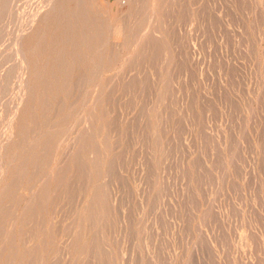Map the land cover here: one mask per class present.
Returning <instances> with one entry per match:
<instances>
[{
	"label": "rangeland",
	"instance_id": "obj_1",
	"mask_svg": "<svg viewBox=\"0 0 264 264\" xmlns=\"http://www.w3.org/2000/svg\"><path fill=\"white\" fill-rule=\"evenodd\" d=\"M46 1L0 0L3 7L8 4V7H5L7 10L9 8L8 11L6 10V16H3L6 13L2 10L4 8H0L2 11L0 15L4 17L3 20L0 19L2 20L0 25L5 21L4 25H1L5 28L0 27V31L4 32L0 33L3 35L0 39L3 40L2 43L5 42V45L1 43V40L0 45H4L5 51L9 52L7 55L4 51V54L1 51V49L4 50V46H0V54L3 58L5 56L13 58L16 55L13 60H5L0 56V69H2L0 83L4 85L3 88L0 85L2 92L7 87L3 77L8 72H5L4 67L12 66L13 69L10 67L7 70H12V74L11 71L8 74L17 75V79L16 75L11 79L7 75V79L9 78L15 84L5 79L8 81V88L4 89L3 93L0 91V94L4 96L0 95V102H2V105L0 103V112H2V115L0 113V119L2 118L0 133L2 135L5 133L3 136L5 138L0 134L2 140H0V146L3 144L0 147V162L2 161L0 164V174L2 173L0 176L2 177L0 179V191L2 190L0 232L4 231L0 233V249H2L0 264H21V262L22 264H264V0H138L139 4L133 3L135 0H87V10L90 11L87 14L93 18L89 24L90 27L94 25V21H97L95 20L97 17L98 22L109 23L110 30L103 27V29L100 28L101 33L97 28L87 30V35L84 34L85 40L90 44L88 47L92 52L85 51L84 55L87 57L82 55L80 59L70 58L66 62L60 60L58 65L60 70L66 63V67H72L67 77L58 75V68L51 65L52 60L56 59L54 57L59 54L50 52L52 46L50 39H55L60 30L54 28L44 31L47 29L45 21L50 8V3ZM2 2H5V5ZM144 3L147 8H143ZM31 5L33 7H30ZM30 8H33V12ZM92 8L99 10L101 15ZM151 9H154L153 12ZM36 10L40 11L37 13L38 16L35 15ZM146 12L148 16L145 15ZM29 13L33 23L27 19ZM146 16L148 18H145ZM32 17H35V21ZM150 17H154L153 21ZM125 21L128 25L125 24L123 29L122 23ZM25 22L31 23L29 24L31 27ZM116 25L121 26L123 31L128 28L123 32L125 36L122 34L118 41L111 34L112 28ZM136 25L140 26L141 30L137 28L140 31L134 28ZM141 25L149 29L145 31ZM27 28H30L29 31ZM134 29L139 34L137 32V35L132 34ZM18 30L23 34L17 32ZM128 30H132V33H128ZM143 31L144 33H141ZM148 31L159 38L156 37V40L149 32L152 35L151 38ZM126 33L130 37H126ZM141 34L147 42L146 40L143 42ZM35 36L36 39L38 37L37 56L39 58L36 60L33 57L36 65L32 60L24 61L23 54L21 55L20 52H18L20 55L14 52L18 49L24 50L29 40ZM91 36L93 38H90ZM132 37L139 38L140 43L134 42L136 40L131 39ZM127 38H130L127 42L131 46L126 43ZM150 38L154 39V45L149 41ZM105 39L108 40L107 44L103 43H106ZM159 39L161 40L159 44L163 43V45H155L160 41ZM123 41L126 43V48ZM141 42L146 49L145 53L141 52L144 50L142 46L139 50L141 53L138 52ZM145 42L147 44L144 45ZM117 44L120 45L117 46ZM99 46L98 49L101 52L96 48ZM120 48L122 50H119ZM8 49L12 50V57ZM125 49L128 53H125ZM109 50H112V54H109L111 53ZM95 51L96 53H93ZM116 51H119L117 54L120 53L121 57L116 54ZM137 53L141 54L142 59H138L140 55L135 58ZM48 54L54 56L49 60L51 63L48 75L52 74L44 77L38 73L37 65L39 67L43 63L46 65L44 59ZM88 55H90L89 58ZM103 55L104 59L101 57ZM18 56L22 58L18 59ZM131 57L135 61L130 59ZM73 60L75 63L72 62ZM5 61L6 65L2 64ZM95 63L99 66L102 63L101 75V69ZM15 64H18L19 69ZM13 65L17 69H14ZM14 71L16 72L13 73ZM80 75L84 77L83 80L86 76L85 82L90 84L86 82L87 86L83 85L84 81ZM21 78L24 80L22 81ZM42 80L43 83L47 80V87L43 85ZM77 80L79 86H77ZM63 81L65 85H62ZM24 82L26 83L23 85ZM17 84L19 86L22 84L21 88L17 87ZM75 84H77L76 89ZM81 85H83L82 88ZM64 86L67 88L65 89ZM44 87L48 90L46 97ZM80 88L82 90L78 92ZM8 89L13 93H6ZM15 92L16 94L20 92L17 95L22 97V103L19 96L14 95ZM5 97L6 100H3ZM94 97L97 98L96 101H93ZM9 99L11 103L7 102ZM83 102H85L84 109H82ZM100 102L102 104L97 106ZM61 103L64 108L60 109ZM69 105L73 108L71 109ZM55 109H57L56 114ZM5 110H8L7 113H4ZM14 113H16L15 118ZM10 119L13 121H9ZM6 120L9 123H6ZM41 120L42 123L45 121L48 123L45 128ZM4 121L5 125L11 126L6 125L5 131L2 127ZM51 123L55 124L56 128ZM49 124L53 128H50ZM83 125L86 129L88 127L89 132H86L85 128L81 130ZM64 128H66L65 133L61 131ZM32 130L34 131L30 133ZM79 130L83 131L80 137L77 135V133L80 135ZM97 131L100 132L99 135ZM90 132L94 135L91 134L93 138L87 134ZM49 133H53V137ZM60 134H62L61 138ZM83 134L87 136L82 138ZM74 136L79 140L75 138L76 144L72 146L75 143ZM47 138L53 141H48ZM70 139L74 142H70ZM85 139H87L86 142H84ZM35 140L39 143L37 144L39 153L35 164L37 168L35 165L33 167L28 160V152L31 150L29 146H33ZM43 141L45 142L42 143ZM79 143L82 149L79 148ZM19 144L23 145L27 151ZM44 144L50 146H44ZM83 146L87 148L86 151ZM42 148L43 150H40ZM47 148L46 156H44ZM95 149L100 153H97ZM1 150L7 155L1 153ZM13 155L18 157L11 162V159L15 157ZM78 156H81V159ZM95 156L98 157L95 158ZM23 157L27 158V163L30 164L29 171L25 175V172L22 174L24 175L22 179L20 171L17 173L15 168L19 170L21 161L25 162ZM93 158L97 159L98 165ZM60 163L63 166L60 167ZM80 164H84L85 169ZM35 168L38 172L36 176L33 174ZM59 168H63L64 171ZM63 172L66 173L65 178L62 177L65 174ZM16 176L20 178V180L16 179L18 182L14 179ZM10 181L13 183L9 184ZM45 181H47L46 184ZM15 182L19 185L16 186ZM60 183H62L61 186ZM84 188H86L85 191ZM94 192H99L100 195L98 193L95 198H90L92 193L94 197ZM36 194L40 196L38 204L32 209L35 210L33 215L31 210L25 211L22 205L26 206L29 196L33 197ZM45 195L49 196L46 198ZM97 198L99 201H95ZM101 198L102 201H100ZM4 203L10 206L7 208ZM102 203L103 206H101ZM92 205L95 209H92L94 208ZM103 210L106 212L104 213ZM90 211L93 214L89 213ZM91 215L93 220L90 218ZM81 218L83 223L79 221ZM24 220L28 222H23ZM90 220L96 222H93L96 227L93 223L90 224ZM26 223L28 225L24 226ZM38 224L39 228H37ZM78 233L79 240V236L76 237ZM74 235L77 242H73ZM7 238H12V241H8ZM9 243L12 245L10 246ZM36 248L39 250L37 251ZM31 256H34L33 262H28L31 261Z\"/></svg>",
	"mask_w": 264,
	"mask_h": 264
},
{
	"label": "bare ground",
	"instance_id": "obj_2",
	"mask_svg": "<svg viewBox=\"0 0 264 264\" xmlns=\"http://www.w3.org/2000/svg\"><path fill=\"white\" fill-rule=\"evenodd\" d=\"M8 1H9V0H8ZM18 1H19V0H18ZM41 1H42V0H41ZM130 1H132V0H130ZM139 1H140V0H139ZM139 1L137 0V2H136V0H135V2H133V3H135V4H136V3L139 4V3H138ZM145 1H146V0H145ZM162 1H163V0H162ZM165 1H166V0H165ZM167 1H168V0H167ZM36 2H38V1H36ZM43 2H44V0H43ZM47 2L50 3V8H49L48 4H46V5L48 6L49 10H48V12H47V14H46V21H45V23H46V28H47V29L44 30V31H49V30H52V29H54V28H56L57 30H60L59 35L56 36L55 39H50V41H51V45H52V46L50 47V52H57L56 55L59 54V56H57V57L55 56V57H54V56H51L50 54L46 55V56H45V59H44V62L46 63V65H43L44 63L41 65V67H39V66L37 65V70H38V73H41L42 76H44V77H45V76L47 77V76L51 75L52 73H50V74L48 75V72H50L49 69H50V63H51L49 60H50L51 58L54 57V58H56V59L52 60V61H53V64L51 63V65H52L53 67H55L56 69L58 68V69H57V70H58V71H57V74H58V75H59V74H62V75H64V76H66V75H69V74H70V69H72V67H71V66H70L71 68H70V67H66V64H67V63H66L65 66H62V67H61V70H60V66H58V65H60V60H62L63 62H66V61H68L70 58H75V57H78V58H79V57H81L82 55H84L85 51H86V52L90 51L91 49H89V47H88V45H90V44L85 40V35H84V34L87 35V30H88V29L91 30V28H97V29H99V31H100V28H102V27H103V28H109V23L107 24L106 22H102V21H101V22H98L99 18L95 17V20H97V21H94V22H93L94 25H92V27H90L89 24L92 22V19H93V18L87 14V13L90 12L89 10H87V7H88V6L86 5V3H88L87 0H50V1L47 0L46 3H47ZM0 3H1V2H0ZM4 3H5V2H2V4H4ZM7 3H8V2H7ZM9 3H10V2H9ZM15 3H16V2H15ZM130 3H131V2H130ZM148 3H149V2H148ZM162 3H163V2H162ZM11 4H12V3H11ZM31 4H32V3H31ZM142 4H143V1H142ZM145 4H146V3H144V6L142 5L143 8H144V7L147 8V7L145 6ZM166 4H167V3H166ZM0 5H1V4H0ZM4 5H5V4H4ZM7 5H8V4H6L5 6L8 7ZM9 5H10V4H9ZM16 5H17V4H16ZM18 5H19V4H18ZM18 5H17V6H18ZM33 5H34V3H33ZM5 6L3 7V6L1 5L0 8L2 9V7H3L4 9H2V10H5V11H6L7 9H6ZM161 6H162V5H161ZM11 7H12V6H11ZM30 7H33V6L31 5ZM36 7H37V5H36ZM99 7H100V6H99ZM164 7H165V5H164ZM22 8H23V7H22ZM37 8H38V7H37ZM45 8H47V7H45ZM130 8H131V10H132V7H130ZM160 8H161V7H160ZM30 9H31V8H30ZM42 9H43V5H42ZM148 9H149V8H148ZM156 9H157V8H156ZM8 10H9V8H8ZM8 10H7V11H8ZM19 10H20V9H19ZM31 10H32L31 12H33V8H32ZM39 10H40V9H39ZM92 10H94V9L92 8ZM151 10H152V9H151ZM153 10H154V9H153ZM153 10H152L151 12H153ZM0 11H1V10H0ZM5 11H3V12H5ZM7 11H6V13H5L4 15H3V13H2V15H3V16H6V15H7ZM14 11H15V10H14ZM17 11H18V10H17ZM24 11H25V10H24ZM28 11H29V10H28ZM28 11H27V12H28ZM36 11H37V12H36ZM36 11H35V15H36L37 13H40V11H39V12H38V10H36ZM94 11H95L97 14L99 13V14L101 15V12H100L99 10H97V11L94 10ZM147 11H148V10H147ZM1 12H2V11H1ZM22 12H23V11H22ZM91 12H92V11H91ZM14 13H15V12H14ZM23 13H24V12H23ZM45 13H46V12H45ZM11 14H12V13H11ZM33 14H34V13H32V15H33ZM97 14H96V16H97ZM146 14H147V12L145 13V15H146ZM20 15H21V14H20ZM35 15H34V16H35ZM151 15H152V14H151ZM151 15H150V16H151ZM3 16L1 17V15H0V17H1L0 19L3 20V18H4ZM12 16H13V15H12ZM30 16H31V15H30V13H29V16H28L29 18H27V19H28V20L30 19V22H32ZM37 16H38V14H37ZM143 16H144V15H143ZM147 16H148V14H147ZM147 16H146L145 18H148ZM14 17H16V16H14ZM21 18H22V17H21ZM128 18H129V17H128ZM150 18H151V19H150ZM150 18H149V19H150L151 21H153L152 19H153L154 17H153V18L150 17ZM156 18H158V17H156ZM14 19H16V18H14ZM18 19H19V18H17V20H18ZM32 19H34V21H35V17H32ZM102 19H103V18H102ZM2 20H0V21L2 22ZM28 20H27V21H28ZM127 20H128V19H127ZM147 20H148V19H147ZM156 20H157V19H156ZM14 21H15V20H14ZM19 21H20V20H19ZM19 21H18V22H19ZM128 21H129V20H128ZM151 21H149V22H151ZM4 22H5V21H4ZM4 22H3V23H4ZM7 22H8V21H7ZM130 22H131V21H130ZM146 22L148 23V21H146ZM156 22H157V21H156ZM3 23H2V24H3ZM20 23H21V22H20ZM25 23H26V22H25ZM32 23H33V22H32ZM152 23H153V22H152ZM154 23H155V22H154ZM2 24H1V25H2ZM23 24H24V23H23ZM26 24H27V23H26ZM29 24L31 25V23H29ZM29 24H27V25H29ZM122 24H123L122 27H123V29H124V25L127 24V23H126V21H125V23H122ZM132 24H134V23H132ZM148 24H149V23H148ZM1 25H0V27H1ZM3 25H4V24H3ZM13 25H15V23H14ZM13 25H12V26H13ZM20 25H21V24H20ZM30 25H29V27H31ZM127 25H128V24H127ZM127 25H126V26H127ZM130 25H131V24H130ZM134 25H135V24H134ZM134 25H133V26H134ZM151 25H152V24H151ZM155 25H156V24H155ZM155 25H154V26H155ZM7 26H8V25H7ZM16 26H17V25H16ZM107 26H108V27H107ZM126 26H125V28H126ZM131 26H132V25H131ZM141 26H142V25H141ZM148 26H149V25H148ZM19 27H20V26H19ZM21 27H22V26H21ZM24 27L26 28L25 25H24ZM27 27H28V26H27ZM89 27H90V28H89ZM122 27L119 26V25H116V26H114V27L112 28V29H113L112 33L110 32L116 41L120 40V37L122 36L123 32H124L126 29H128V28H126V29L123 31V30H122ZM139 27H140V26L137 27V25H136V27H134V28L137 30V28H139ZM142 27H144V25H143ZM145 27H146V28H145ZM145 27H144V29H145V31H146L148 27H147V26H145ZM1 28L4 29L5 27L3 26V27H1ZM25 28H23V29H25ZM103 28H102V29H103ZM156 28H157V27H156ZM3 29H1V30L3 31ZM6 29H7V28H6ZM10 29H11V28H10ZM29 29H30V28H29ZM29 29L27 28L28 31H29ZM132 29H133V28H132ZM135 29H134L133 31L131 30L133 33H132L131 31H129V30H130V29H129V30H128V33L131 32L132 34H136V32H137L140 28H139L136 32H135ZM144 29H143V30H144ZM148 29H149V28H148ZM150 29H152L151 26H150ZM20 30H21V32H23L22 29H20ZM94 30L96 31V29H94ZM109 30H110V28H109ZM140 30H141V29H140ZM140 30H139V31H140ZM153 30L156 32V29H155V28H154ZM12 31H13V30H12ZM92 31H93V30H92ZM151 31H152V30H151ZM157 31H158V28H157ZM14 32H15V31H14ZM17 32H20V31L18 30ZM21 32H20V33H21ZM26 32H27V31H26ZM38 32H39V31H38ZM81 32H83V34H82ZM103 32H104V30H103ZM149 32H150V31H148V34L151 33V32H150V33H149ZM0 33L3 34L4 32H1V31H0ZM20 33H18V35H19ZM24 33H25V32H24ZM39 33H40V32H39ZM80 33H81V35H80ZM100 33H101V31H100ZM100 33H99V37L102 39V36H100ZM108 33H109V32H108ZM110 33H109V34H110ZM131 33H130V34H131ZM141 33H144V31L141 32ZM145 33H147V32H145ZM160 33H161V32H160ZM160 33H159V34H160ZM1 34H0V36H2V38H3V35H1ZM10 34H11V33H10ZM14 34H15V33H14ZM14 34H13V35H14ZM21 34H23V33H21ZM21 34H20V37H22ZM36 34H37V32H36ZM102 34H103V33H102ZM102 34H101V35H102ZM137 34H139V32H137ZM137 34H136V35H137ZM151 34H152V33H151ZM151 34H150L151 38H152V35H153V37H154V35H156V34H152V35H151ZM83 35H84V37H83ZM123 35H124V34H123ZM141 35H142V34H141ZM81 36H82V37H81ZM105 36H106V35H105ZM105 36H104V37H105ZM124 36H125V35H124ZM127 36H128V35H127V33H126V37H127ZM139 36H140V35H139ZM145 36H146V35H145ZM145 36H144V37H145ZM150 36H148V38H149ZM158 36H159V35H158ZM162 36H163V35H162ZM8 37H9V36H8ZM18 37H19V36H18ZM97 37H98V34H97ZM104 37H103V38H104ZM126 37H125V38H126ZM128 37H130V35H129ZM134 37H135V35H134ZM136 37H137V36H136ZM140 37L142 38L143 35L140 36ZM156 37H157V36H156ZM156 37H154V38L156 39ZM86 38H87V37H86ZM90 38H93V37L91 36ZM151 38L149 39V41H151L152 44H153L155 41H154V39L151 40ZM157 38H159V37H157ZM11 39H12V38H11ZM14 39H15V38H14ZM19 39H20V38H19ZM107 39L109 40V38H107ZM107 39H105V40H107ZM129 39H130V38H129ZM129 39L127 38L126 43H128L127 41H129ZM131 39H134V38L132 37ZM138 39H139V38H138ZM138 39H137V38L134 39V40H136V41H134V42H137V41H138V43H140ZM142 39H143V38H142ZM0 40H1V43H2L3 40H2V39H0ZM108 40L106 41V43H105V42H103V43H104V44H107ZM123 40H125V39H123ZM145 40H146V39H143V42H144ZM156 40H157V39H156ZM159 40H160V39H159ZM162 40H163V38H162ZM18 41H19V40H18ZM88 41H89V40H88ZM93 41H95V40H93ZM163 41H165V40H163ZM6 42H7V41H6ZM12 42H13V41H12ZM19 42L21 43V39H20ZM19 42H18V44H19ZM27 42H28V41H27ZM27 42H26V43H27ZM100 42H101V41H100ZM111 42H112V41H111ZM123 42H124V41H123ZM130 42H131V41H130ZM146 42H147V40H146ZM146 42L144 43V45L147 44ZM151 42H150L149 44H151ZM160 42H161V40H160L158 43H155V45H156V44L158 45ZM1 43H0V44H1ZM4 43H5V42H4ZM4 43H2V44H4ZM13 43H14V42H13ZM113 43H114V42H113ZM115 43H116V42H115ZM119 43H120V42H119ZM124 43H125V42H124ZM124 43H123V44H124ZM126 43H125V48L127 47V46H126ZM131 43H132V45H133V42H131ZM98 44H99V43H98ZM120 44H121V43H120ZM120 44H117V46L120 45ZM128 44H129V43H128ZM128 44H127V45H128ZM134 44H135V43H134ZM161 44L163 45V43H161ZM161 44H159V45H161ZM4 45H5V44H4ZM4 45H3V46H4ZM6 45H7V43H6ZM11 45H12V44H11ZM37 45H38V37H37V39H36V36H35V38L32 37V38L29 40V42H28V44H27V46H26V48H25L24 50H20V49H18V50L14 51V52H15V53H16V52H17V53L20 52L21 55L23 54V55H22L23 58H22L21 56H20V57H21L24 61L28 60V61L30 62V61L32 60V62H34L35 65H36V61H35L34 59H36V60L39 59L38 56H37V50H38V48H37L38 46H37ZM99 45H100V44H99ZM114 45H116V44H114ZM129 45L131 46V44H129ZM129 45H128V46H129ZM135 45H137V43H136ZM139 45H140V44H139ZM139 45H138V46H139ZM142 45H143V44H142V42H141L140 49H138V52H140L139 50H141V46H142ZM153 45H154V44H153ZM0 46H2V45H0ZM3 46H2V47H3ZM16 46H18V45L16 44ZM91 46H93V45H91ZM102 46H103V44H102ZM105 46H106V45H104V48H106ZM111 46H113V45L111 44ZM149 46H150V45H149ZM19 47H20V44H19ZM120 47L122 48V46H120ZM134 47H136V46H134ZM159 47H160V46H159ZM6 48H8V46H7ZM14 48H15V47H14ZM96 48L98 49V48H100V46H99V47H96ZM96 48H95V49H96ZM121 48H120L119 50H122ZM138 48H139V47H138ZM143 48H144V46H142V50H143ZM0 49H1V48H0ZM11 49H12V48H11ZM15 49H16V48H15ZM44 49H45V48H44ZM95 49H94V50H95ZM115 49L117 50V47H115ZM133 49H134V48H133ZM147 49H148V48H147ZM13 50H14V49H13ZM19 50H20V51H19ZM104 50H105V49H104ZM125 50H126V49H125ZM1 51H3V53H4V51H5V46H4V50L1 49ZM8 51H10V55H11V54H12V53H11L12 50H9V49H8ZM42 51H43V50H42ZM98 51H100V50L98 49ZM105 51H106V50H105ZM109 51H110V50H109ZM111 51H112V50H111ZM111 51H110V52H111ZM133 51H134V50H133ZM144 51L146 52V49H145V48H144V50L141 51V52L145 53ZM148 51H151V50H148ZM148 51H147V52H148ZM24 52H25V53H24ZM58 52H59V53H58ZM91 52H92V50H91ZM100 52H101V51H100ZM114 52H115V51H114ZM118 52H119V51H116V54H117ZM122 52H123V51H122ZM126 52H127V50L125 51V53H126ZM136 52H137V51H135V53H136ZM141 52H140V53H141ZM152 52H153V51H152ZM0 53H1V52H0ZM3 53H2V55H3ZM5 53L8 55L9 52L7 53V52L5 51ZM5 53H4V54H5ZM93 53H96V51L93 52ZM98 53H99V52H98ZM127 53H128V52H127ZM131 53H132V52H131ZM140 53H139L140 57H138V59L141 58V54H140ZM153 53H154V52H153ZM13 54H14V53H13ZM18 54H19V53H18ZM20 54H19V55H20ZM103 54H105L104 51H103ZM109 54H112V52L109 53ZM114 54H115V53H114ZM146 54H147V53H146ZM91 55H92V54H91ZM99 55H100V53H99ZM117 55H120V53L117 54ZM123 55H124V54H123ZM128 55L131 56V54H128ZM137 55H138V53L135 55V58H136ZM139 55H138V56H139ZM142 55H144V54H142ZM0 56H1V54H0ZM14 56L16 57V55H14ZM14 56H13V58H14ZM84 56H86V55H84ZM92 56H93V55H92ZM109 56H111V55H109ZM109 56H108V57H109ZM129 56H128V57H129ZM1 57H2V59L5 58V60H6V59H8V60L11 59V60H13V58H9V57H7V56H5L4 58H3V56H1ZM6 57H7V58H6ZM10 57H12V55H11ZM18 57H19V56H18ZM20 57H19L18 59H20ZM33 57H34V59H33ZM86 57H87V56H86ZM86 57H85V58H86ZM89 57H90V55H88V58H89ZM101 57L103 58L104 55L101 56ZM101 57H100V59H101ZM116 57H117V56H116ZM120 57H121V55H120ZM142 57H143V56H142ZM113 58H114V57H113ZM124 58H126V57H124ZM133 58H134V56H133ZM135 58H134V59H135ZM15 59H16V58H15ZM79 59H80V58H79ZM103 59H104V58H103ZM108 59L110 60L111 58L109 57ZM121 59H122V58H121ZM130 59H132V57H131ZM130 59H129V60H130ZM134 59H132V60L135 61L136 59H135V60H134ZM141 59H142V58H141ZM8 60H7V61H8ZM91 60H93V59H91ZM114 60H115V58H114ZM123 60H125V59H123ZM126 60H127V58H126ZM129 60H128V62H129ZM132 60H131V62H132ZM110 61H111V60H110ZM14 62L16 63V61H14ZM21 62H23V61H21ZM72 62L75 63L74 60H73ZM99 62H100V61H99ZM102 62H103V61H102ZM125 62H126V61H125ZM138 62H139V61H138ZM5 63H6V61H5L4 63H2V64H5ZM11 63H12V62H11ZM18 63H19V62H18ZM79 63H80V62H79ZM105 63H106V62H105ZM108 63H109V62H108ZM117 63H118V62H117ZM123 63H124V61H123ZM132 63H133V62H132ZM7 64H8V63H7ZM9 64H10V63H9ZM9 64H8V65H9ZM71 64H72V63H71ZM86 64H87V63H86ZM95 64H96V63H95ZM114 64H115V63H114ZM0 65H1V64H0ZM5 65H6V64H5ZM11 65H12V64H11ZM15 65H17V67H18V64H15ZM15 65H13V66H15ZM21 65H23V64L21 63ZM26 65H27V64H26ZM54 65H56V66H54ZM77 65H78V64H77ZM96 65H97V64H96ZM105 65H106V64H105ZM72 66H73V65H72ZM83 66H84V65H83ZM97 66H98V68H100V67L102 66V63H101V66H99V65H97ZM97 66H95V67H97ZM3 67H4V65H3ZM10 67H12V66L9 65V68H8V66H7V67H4V69H6L5 72L10 73V71H11V74H12V70L7 71L8 69H10ZM17 67L15 66L14 69H17ZM22 67H23V66H22ZM22 67H21V68H22ZM104 67H105V66H104ZM0 68H1V66H0ZM24 68H25V67H24ZM24 68H23V69H24ZM33 68H34V67H33ZM78 68H79V65H78L77 69H78ZM85 68H86V67H85ZM105 68H106V67H105ZM105 68H104V70H105ZM11 69H13V67H12ZM18 69H19V67H18ZM74 69H75V68H74ZM90 69H91V68H90ZM92 69H93V68H92ZM100 69H101V68H100ZM1 70H2V69H0V71H1ZM82 70H83V69H82ZM3 71H4V70H3ZM20 71H21V70H20ZM86 71H87V70H86ZM92 71H94V70H92ZM95 71H96V69H95ZM15 72H16V71H14L13 73H15ZM96 72L98 73V71H96ZM8 73H6V75H5L4 72H3V74L5 75V77H3V78H5L6 80H8L9 78L11 79V77H13L14 75H16V74H14V75L10 76ZM20 73H22V71H21ZM86 73H87V72H86ZM93 73H94V72H93ZM97 73H96V74H97ZM101 73H102V69H101L100 75H101ZM17 74H19V72H18ZM71 74H72V73H71ZM1 75H2V74H1ZM7 75H8V77L10 76L8 79H7V77H6ZM20 75H21V74H19V76H20ZM22 75H23V74H22ZM36 75H37V74H36ZM83 75H84V72H83ZM91 75H94V74H91ZM71 76H72V75H71ZM80 76H81V75H80ZM15 77H16V79H17V75H16ZM21 77H22V76H21ZM52 77H53V75H52ZM54 77H58V76H54ZM66 77H67V76H66ZM81 77H82L81 79L83 80L84 77H83V76H81ZM95 77H96V76H95ZM68 78H69V77H68ZM79 78H80V77H79ZM1 79H2V78H1ZM5 79H4L3 81H4V82H7V83H6V85H7L6 88H8V81H10V79H9L8 81H5ZM52 79H53V78H52ZM81 79H79V81H80ZM91 79H92V78H91ZM91 79H88V80L91 81ZM96 79H97V78H96ZM21 80L23 81L24 79L21 78ZM25 80H26V79H25ZM43 80H45V79H43ZM43 80L41 81L42 83H43ZM85 80H86V76H85V79L83 80L84 82H82V83H83V85L86 84V86H87V83H89V82L86 81V82H87V83H86ZM15 81H16V80H15ZM26 81H27V80H26ZM66 81H67V79H66ZM79 81L77 80L78 85L75 84V87H74L75 89H76V85L79 86ZM99 81H100V80H99ZM46 82H47V80L44 81V83H43V85H44L45 87H47V86H46V85H47ZM57 82H58V81H57ZM69 82H70V81H69ZM10 83L13 84L14 82L12 83V80H11ZM17 83H18V82H17ZM20 83H21V82H20ZM20 83H19V84H20ZM25 83H26V82H24L23 85H24ZM99 83H100V82H99ZM4 84H5V83H4ZM14 84H15V83H14ZM19 84H17V87L19 86ZM50 84H51V83H50ZM63 84L65 85L64 81H63L62 85H63ZM89 84H90V83H89ZM112 84H113V83H112ZM0 85H2L1 87L3 88L4 85L1 84V83H0ZM21 85H22V84H21ZM21 85H20V86H21ZM83 85H81L80 87L82 88ZM20 86H19V87H20ZM25 86H26V85H25ZM71 86H72V85H71ZM86 86H85V87H86ZM94 86H96V85H94ZM111 86H112V85H110V87H111ZM1 87H0V91H1ZM13 87H14V86H13ZM13 87H12V88H13ZM45 87H44V91H45V97H46V94H47L46 92H47L48 90H46ZM52 87H53V86H52ZM105 87H106V86H105ZM6 88H4V89H6ZM9 88H10V86H9ZM20 88H21V87H20ZM22 88H23V87H22ZM30 88H31V87H30ZM64 88H65V86H64ZM66 88H67V86H66ZM66 88H65V89H66ZM78 88H79V87H78ZM81 88L79 89L78 92H81V90H82ZM157 88H158V87H157ZM4 89H3V92H5ZM10 89H11V88H10ZM14 89H15V88H14ZM18 89H19V88H18ZM50 89H51V87H50ZM65 89H64V90H65ZM69 89H70V88H69ZM75 89H74V92H75ZM83 89H84V88H83ZM88 89H89V88H88ZM88 89H87V90H88ZM95 89H96V88H95ZM98 89H99V87H98ZM12 90H13V89H12ZM16 90H17V89H16ZM56 90H57V89H56ZM102 90H103V85H102ZM102 90L100 91L101 93L103 92ZM23 91H24V90H23ZM61 91H62V90H61ZM1 92H2V91H1ZM3 92H2V93H3ZM8 92H9V89L6 91V93H8ZM17 92H18V90H17ZM49 92H50V91H49ZM51 92H52V91H51ZM63 92H64V91H63ZM78 92H77V93H78ZM96 92H97V90H96ZM2 93H1L0 95H2V97H4ZM6 93H5V94H6ZM9 93H11V92H9ZM12 93H13V92H12ZM12 93H11V94H12ZM19 93H20V92H19ZM19 93H17V94H19ZM84 93H85V92H84ZM86 93H87V92H86ZM5 94H4V95H5ZM17 94H16V92H15L14 95H16L17 97L19 96V99H21L20 102L22 103V97H20V95H17ZM32 94H33V93H32ZM64 94H65V93H64ZM89 94H90V92H89ZM96 94H97V93H96ZM105 94H106V93H105ZM76 95H77V97L79 96V94H76ZM6 96H7V95H6ZM10 96H11V95H10ZM97 96H98V95H97ZM12 97H15V96H12ZM41 97H42V96H41ZM45 97H44V98H45ZM51 97H52V96H51ZM60 97H61V95H60ZM66 97H67V96H66ZM77 97H76V98H77ZM79 97H80V96H79ZM89 98H90V97H89ZM13 99H14V98H13ZM16 99H17V98H16ZM52 99H53V98H52ZM92 99H93V98H92ZM94 99H95V97H94ZM94 99H93V101H96L97 98H96L95 100H94ZM158 99H159V98H158ZM3 100H6V97H5V99L3 98ZM3 100H2V101H3ZM7 100H8V98H7ZM23 100H24V97H23ZM44 100H45V99H43V101H44ZM87 100H88V99H87ZM87 100H86V101H87ZM16 101H17V100H16ZM39 101H40V100H39ZM60 101H62V99H61ZM60 101H59V102H60ZM105 101H106V99H105ZM7 102H8V103H9V102L11 103V100L9 99V101H7ZM7 102H6V103H7ZM33 102H34V101H33ZM63 102H64V100H63ZM87 102H88V101H87ZM87 102H86V103H87ZM0 103H1V105H2V102H0ZM4 103H5V102H4ZM12 103H13V102H12ZM17 103H18V102H17ZM46 103H47V102H46ZM51 103H52V102H51ZM51 103H50V104H51ZM84 103H85V102H83V106H82L83 108H82V109H84V106H85ZM90 103H91V102H90ZM93 103H94V102H93ZM24 104H25V103H24ZM31 104H32V103H31ZM69 104L72 105V103H69ZM73 104H74V103H73ZM75 104H76V103H75ZM101 104H102V102H100V104H98L97 106H99V105H101ZM5 105H6V104H5ZM18 105H19V104H18ZM71 105H69V106H70V108L72 109V108H73L72 106H75V105H72V106H71ZM77 105H78V104H77ZM93 105H94V104H93ZM6 106H7V105H6ZM15 106H17V105H15ZM19 106H20V105H19ZM19 106H18V107H19ZM31 106H32V105H31ZM42 106H43V104H42ZM57 106H58V105H57ZM60 106H61V107H60V109H61V108L63 107L62 103H61ZM80 106H81V105H80ZM88 106H89V105H88ZM40 107H41V106H40ZM48 107H49V106H48ZM91 107H92V106H91ZM4 108H5V107H4ZM11 108H12V107H11ZM13 108H14V107H13ZM31 108H32V107H31ZM34 108H35V107H34ZM42 108H43V107H42ZM55 108H56V107H55ZM63 108H64V107H63ZM94 108H95V107H94ZM6 109H7V107H6ZM40 109H41V108H40ZM52 109H53V108H52ZM95 109H96V108H95ZM103 109H104V108H103ZM0 110H1V109H0ZM3 110H4V109H3V106H2V111H3ZM10 110H11V109H10ZM56 110H57V109H55V111H54L55 114H56ZM63 110H64V109H63ZM74 110H75V108H74ZM78 110H79V109H78ZM80 110H81V108H80ZM99 110H101V109H99ZM5 111H6V112H4V113H7L8 110H5ZM15 111H16V108H15ZM61 111H62V110H60V112H61ZM70 111H71V110H70ZM81 111H82V110H81ZM81 111H80V112H81ZM41 112H42V110H41ZM44 112H45V110H44ZM48 112H49V111H48ZM58 112H59V110H58ZM77 112H78V111H77ZM91 112H92V111H91ZM102 112H104V110H103ZM0 113H1V115H2V112H0ZM54 113H53V116H54ZM72 113H73V110H72ZM68 114H69V113H68ZM70 114H71V113H70ZM81 114H83V113H81ZM85 114H86V113H85ZM94 114H95V113H94ZM12 115H13V114H12ZM15 115H16V113H14V116H13L14 118L16 117ZM40 115H41V114H40ZM42 115H43V114H42ZM44 115H46V113H45ZM44 115H43V116H44ZM58 115H60V114L58 113ZM65 115L69 117V115H67V114H65ZM102 115H103V114H102ZM3 116H4V115H3ZM34 116H35V114H34ZM43 116H42V118H43ZM61 116H62V114H61ZM82 116H84V115H82ZM100 116H101V115H100ZM7 117H8V115H7ZM36 117H37V114H36ZM49 117H50V115H49ZM62 117H63V116H62ZM68 117H66V119H67ZM70 117H71V116H70ZM4 118L6 119V116H5ZM11 118H12V116H11ZM47 118H48V117H47ZM82 118H83V117H82ZM82 118H81V119H82ZM87 118L89 119V117H86V119H87ZM1 119H2V118H1ZM1 119H0V121H1ZM64 119H65V118H64ZM93 119H94V118H93ZM3 120H4V119H3ZM3 120H2V122H3ZM42 120H43V119H42ZM42 120H41V123H42ZM48 120H49V119H48ZM61 120H62V119H61ZM67 120H68V119H67ZM82 120H83V119H82ZM90 120H91V119H90ZM9 121H13V120L10 119ZM25 121H26V120H25ZM50 121H51V120H50ZM87 121H88V120H87ZM7 122H8V121L6 120V123H7ZM45 122H46V121H45ZM45 122H43L44 124L42 123V124L44 125V128H45V125L48 124L47 122H46V123H45ZM51 122H52V121H51ZM57 122H59V120H58ZM57 122H55V123H57ZM67 122H68V121H67ZM82 122H83V121H82ZM82 122H81V123H82ZM8 123H9V122H8ZM35 123H36V122H35ZM38 123H39V122H38ZM38 123H37V124H38ZM53 123H54V122H53ZM53 123H51V125H53ZM85 123H86V122H85ZM32 124H33V123H32ZM58 124H60V123H58ZM62 124H63V120H62ZM62 124H61V125H62ZM86 124H87V123H86ZM88 124H89V121H88ZM88 124H87V126H88ZM6 125H7V124H6ZM6 125H5V121H4V125H3V126L1 125L2 127H4V131H5V126H6ZM11 125H12V123H11ZM54 125H55V124H54ZM54 125H53V126H54ZM92 125H94V124H92ZM99 125H100V124H99ZM99 125H98V126H99ZM7 126H9V125H7ZM36 126H37V125H36ZM38 126H39V125H38ZM83 126H84V125H83ZM83 126H81V127L83 128V129H81V130H84V128H85V126H84V127H83ZM89 126H90V124H89ZM2 127H1V128H2ZM9 127H11V126H9ZM25 127H26V126H25ZM34 127H35V126H34ZM49 127H50V124H49ZM51 127H52V126H51ZM51 127H50V128H51ZM54 127L56 128V125H55ZM58 127H59V126H58ZM62 127H64V126H62ZM36 128H37V127H36ZM38 128H40V127H38ZM52 128H53V127H52ZM21 129H22V128H21ZM32 129H34V128H32ZM40 129H41V128H40ZM40 129H39V130H40ZM48 129H49V128H48ZM64 129H65V130H64ZM64 129H63V130L61 129V131H63V132L65 131V132H66V128H64ZM85 129H86V128H85ZM89 129H90V128H89ZM6 130H7V129H6ZM9 130H10V129H9ZM39 130H38V131H39ZM57 130H58V129H57ZM81 130H79V131H80V135L77 133V135H78L79 137L81 136V133L83 132V131H81ZM93 130H94V129H93ZM98 130H99V129H98ZM2 131H3V129H2ZM4 131H3V133H4ZM33 131H34V130H32L30 133H32ZM35 131H36V130H35ZM46 131H48V130H46ZM90 131H91V130H90ZM100 131H101V130H100ZM0 132H1V131H0ZM10 132H11V130H10ZM43 132H44V130H43ZM63 132H60V133H63ZM65 132H64V133H65ZM86 132H89L88 127H87V129H86ZM97 132H98L97 135H99L100 132H99V131H97ZM17 133H18V132H17ZM25 133H26V132H25ZM37 133H38V132H37ZM40 133H41V132H40ZM53 133H54V132H53ZM53 133H52V134H53ZM55 133L57 134V131H56ZM55 133H54V135H55ZM0 134H1V133H0ZM26 134H28V133H26ZM50 134H51V133H49V135H50ZM52 134H51V136H52ZM87 134H90V137L93 135L91 132H90V133H87ZM91 134H92V135H91ZM1 135H2V134H1ZM4 135H5V133H4ZM4 135H2L1 137H3ZM11 135H12V134H11ZM11 135H9V136H11ZM36 135H37V134H36ZM44 135H45V134H44ZM44 135H43V136H44ZM46 135H47V134H46ZM84 135H85V134H83V137H82V138H84V137L87 136V135H85V136H84ZM9 136H8V138H10ZM34 136H35V135H34ZM61 136H62V134L59 135L60 138H61ZM65 136H67V135L65 134ZM93 136H94V135H93ZM11 137H12V136H11ZM25 137H26V136H25ZM28 137H29V136H28ZM31 137H33V136H31ZM39 137H41V136L39 135ZM52 137H53V136H52ZM3 138H5V137H3ZM8 138H7V139H8ZM41 138H42V137H41ZM49 138H50V137H49ZM75 138L77 139V137H75V136L73 137V140L75 141V143H73L74 141H72V139H70V142L73 143L72 146H73L74 144H76V140H75ZM91 138H93V137H91ZM28 139H29V138H28ZM33 139H34V138H33ZM45 139H46V138H45ZM55 139H56V138H55ZM55 139H54V140H55ZM0 140H1V139H0ZM24 140H25V139H24ZM38 140H39V138H38ZM47 140H48V141H49V140L51 141L52 139H48V138H47ZM56 140H57V139H56ZM77 140H79V139H77ZM86 140H87V139H85V141H84V140H83V141L86 142ZM93 140H94V139H93ZM93 140H91V141L93 142ZM1 141H2V140H1ZM5 141H6V140H5ZM7 141H8V140H7ZM9 141H10V139H9ZM20 141H21V140H20ZM25 141H27V140H25ZM33 141H34V140H33ZM33 141H31V142L34 143ZM35 141H36V140H35ZM45 141H46V140H45ZM45 141H43L42 143H44ZM52 141H53V140H52ZM52 141H51V142H52ZM58 141H59V139H58ZM96 141H97V139H96ZM105 141H106V140H105ZM36 142H37V141H36ZM36 142H35V144H34L33 146H31V145L29 146V147H31V150L28 152V155H29V159H28V160L31 161L30 163L32 164L33 167H34V165L36 164V157H37V155H38V153H39V152L37 151V149H38L37 144H39V143H38V142L36 143ZM51 142H50V143H51ZM61 142H62V141H61ZM70 142H69V143H70ZM97 142H98V141H97ZM103 142H104V141H103ZM0 143H1V142H0ZM5 143H6V142H5ZM19 143L21 144L22 142H19ZM46 143H47V141H46ZM54 143H55V142H54ZM54 143H52V144L54 145ZM94 143H95V141H94ZM20 144H19V145H20ZM24 144H25V143H24ZM29 144H30V143H29ZM59 144H60V141H59ZM92 144H93V143H92ZM96 144H97V143H95V145H96ZM104 144H105V142H104ZM2 145H3V144H2ZM2 145H1L0 147H2ZM4 145H5V144H4ZM47 145H49V144H47ZM47 145L44 144V146H47ZM53 145H51V147H52ZM83 145H84V143H83ZM20 146L23 147V145H20ZM41 146H42V145H41ZM49 146H50V145H49ZM56 146H57V144H56ZM68 146H69V145H68ZM68 146H67V148L70 147V146H69V147H68ZM74 146H75V145H74ZM79 146H80V143H79ZM88 146H89V144H88ZM91 146H92V145H91ZM96 146H98V145H96ZM57 147H59V146H57ZM77 147H78V146H77ZM83 147H84V149H85V146H83ZM3 148H4V146H3ZM20 148H21V147H20ZM23 148L25 149V147H23ZM26 148H27V147H26ZM65 148H66V146H65ZM79 148L82 149L81 146H80ZM94 148H95V146H94ZM99 148H100V147H99ZM5 149H6V146H5ZM18 149H19V148H18ZM18 149H17V150H18ZM29 149H30V148H28V150H29ZM80 149H78V150H80ZM96 149H97V148H96ZM96 149H95V150H96ZM2 150H3V149H2ZM2 150H1V153H3ZM12 150H13V149H12ZM25 150H26V149H25ZM40 150H43V148L40 149ZM47 150H48V148L46 149V151H44V152H45V154H43L44 156H46V152H47ZM56 150H58V148H57ZM64 150H65V152H66V149H64ZM67 150H69V149H67ZM86 150H87V148L85 149V151H86ZM3 151H5V150H3ZM10 151H11V150H10ZM26 151H27V150H26ZM49 151H50V150H49ZM71 151H72V149H71ZM83 151H84V150H83ZM98 151H99V150H98ZM23 152H24V151H23ZM63 152H64V151H63ZM67 152H68V151H67ZM77 152H78V151H77ZM81 152H82V151H81ZM87 152H88V151H87ZM93 152L95 153V151H93ZM96 152H97V150H96ZM24 153H25V152H24ZM79 153H80V151H79ZM79 153H76V155H77V154H78V155H81V154H79ZM88 153H89V152H88ZM97 153H100V152H97ZM103 153H104V152H103ZM103 153H102V154H103ZM3 154H4V153H3ZM26 154H27V153H26ZM68 154H69V153H68ZM68 154H67V155H68ZM70 154H71V153H70ZM70 154H69V155H70ZM90 154H91V153H90ZM4 155H7V153H5ZM61 155L63 156V154H61ZM67 155H66V156H67ZM95 155H96V154H95ZM13 156H15V155H13ZM13 156H12V157H13ZM49 156H50V153H49ZM83 156H84V154H83ZM89 156H90V155H89ZM99 156H100V154H99ZM103 156L105 157V155H103ZM4 157H5V156H4ZM17 157H18V156L13 157V158L11 159V162H12V160H15ZM25 157H27V155H26ZM40 157H41V156H40ZM67 157H68V156H67ZM78 157L80 158L81 156H78ZM92 157H93V155H92ZM97 157H98V156H97ZM97 157L95 156V158H97ZM23 158H24V157H23ZM42 158H43V157H42ZM64 158H66V157H64ZM64 158H63V159H64ZM68 158H69V157H68ZM68 158H67V160H68ZM73 158H74V157H73ZM75 158H77V156H76ZM79 158H78V159H79ZM83 158H84V157H83ZM0 159H1V158H0ZM2 159H3V158H2ZM24 159H25V162L23 163V161H21L22 163L19 164V165H20V166H19V170H18V168H15V169H17V170H16L17 173L20 171L19 173H21V175H20L21 178H22V176H23V178H24V175L26 174V172L29 171V164H30V163H27V158H24ZM44 159H45V158H44ZM48 159H50V158H48ZM63 159H62V160H63ZM80 159H81V158H80ZM80 159H79V160H80ZM91 159H92V158H91ZM93 159H94V158H93ZM99 159H100V158H99ZM3 160H4V159H3ZM37 160H38V159H37ZM73 160H74V159H73ZM73 160H72V161H73ZM79 160H78V161H79ZM94 160H95V159H94ZM68 161H69V160H68ZM68 161H67V162H68ZM92 161H93V160H92ZM96 161H97V159L95 160V162H96ZM1 162H2V161H1ZM1 162H0V164H1ZM11 162L9 163V161H8L9 164H11ZM48 162H49V161H48ZM60 162H63V161H60ZM69 162H70V161H69ZM80 162H81V161H80ZM95 162H94V163H95ZM50 163H51V162H50ZM75 163H76V162H75ZM81 163H82V162H81ZM92 163H93V162H92ZM92 163H91V165H92ZM101 163H103V162H101ZM13 164H14V163H13ZM38 164H39V163H38ZM42 164H43V163H42ZM61 164H62V163H60V165H59L60 167L63 166V164H62V165H61ZM68 164H69V163H68ZM96 164H97V162H96ZM39 165H40V164H39ZM49 165H50V164H49ZM49 165H48V166H49ZM66 165H67V164H66ZM80 165L83 166V167H82L83 169H85V168H84V166H85L84 164H83V165L80 164ZM80 165H79V166H80ZM97 165H98V164H97ZM30 166H31V165H30ZM35 166H36V165H35ZM41 166H42V165H41ZM48 166H47V167H48ZM54 166H55V165H54ZM59 166H58V167H59ZM69 166H70V165H69ZM69 166H68V167H69ZM73 166H75V165L73 164ZM92 166H93V165H92ZM99 166H100V165H99ZM99 166H98V168H100ZM39 167H40V166H39ZM86 167H87V165H86ZM0 168H1V167H0ZM6 168H7V164H6ZM8 168H9V166H8ZM36 168H37V166H36ZM36 168H35V170H34L35 173H33L34 175H35L36 172H37V171H36ZM50 168H51V167H50ZM77 168H79V167H77ZM87 168H88V167H87ZM94 168H95V167H94ZM59 169H60V168H59ZM61 169H63V168H61ZM61 169H60V170H61ZM67 169H68V168H67ZM32 170H33V169H32ZM56 170H57V169H56ZM60 170H59V171H60ZM2 171H3V170H2ZM47 171H48V169H47ZM62 171H64V169H63ZM66 171H68V170H66ZM24 172H25V173H24ZM44 172H45V171H44ZM56 172H57V174H58V170H57ZM60 172H61V171H60ZM15 173H16V172H15ZM15 173H14V174H15ZM23 173H24V175H22ZM31 173H32V172H31ZM51 173H52V172H51ZM63 173H65V172H63ZM9 174H10V173H9ZM37 174H38V172H37ZM46 174H47V172H46ZM55 174H56V173H55ZM55 174H54V175H55ZM47 175H48V174H47ZM60 175H61V173H60ZM71 175H72V173H71ZM71 175H70V176H71ZM0 176H2V173L0 174ZM17 176H19V174H17ZM17 176L14 178L15 180L18 179V178L20 177V176H19V177L17 178ZM31 176H32V175L30 174V177H31ZM35 176H36V175H35ZM49 176H51V175H49ZM65 176H66V173H65L64 175H62V177H64V178H65ZM4 177H5V176H4ZM41 177H43V175H42ZM23 178H22V179H23ZM31 178H32V177H31ZM39 178H40V176H39ZM47 178H48V177H47ZM53 178L55 179V177H53ZM59 178H60V176H59ZM64 178H61V179H64ZM0 179H2V177H1ZM5 179H6V178H5ZM14 179H12V180H14ZM29 179H30V178H29ZM49 179H50V178H49ZM54 179H53V180H54ZM10 180H11V179H10ZM15 180H14V181H15ZM18 180H20V178H19ZM37 180H39V179H37ZM45 180H47V179H45ZM53 180H52V181H53ZM59 180H60V179H59ZM59 180H58V181H59ZM4 181H5V180H4ZM16 181H17V180H16ZM21 181H23V180H21ZM54 181H55V180H54ZM61 181H63V180H61ZM10 182H11V181H10ZM10 182H9V184H12V183H13V182H11V183H10ZM17 182H18V181H17ZM46 182H47V181H45V184H46ZM63 182H64V181H63ZM0 183H1V182H0ZM15 183H16V182H15ZM25 183H26V182H25ZM66 183H67V181H66ZM17 184H18V183H16V186H17ZM43 184H44V183H43ZM43 184H42V185H43ZM57 184H58V183H57ZM6 185H7V184H6ZM18 185H19V184H18ZM42 185H41V186H42ZM59 185L61 186L62 183H60ZM66 185H67V184H66ZM11 186H12V185H11ZM28 186H29V185H28ZM31 186H32V185H31ZM31 186H30V188H31ZM44 186H45V185H44ZM67 186H68V185H67ZM1 187H2V186H1ZM3 187H5V186H3ZM19 187H20V186H19ZM32 187H34V186H32ZM58 187H59V186H58ZM58 187H57V188H58ZM65 187H66V186H65ZM5 188H6V187H5ZM8 188H9V186H8ZM8 188H7V189H8ZM16 188H17V187H16ZM28 188H29V187H28ZM30 188H29V190H30ZM42 188H43V187H42ZM46 188H47V187H45V189H46ZM57 188H56V189H57ZM2 189H3V188H2ZM7 189H6V191H7ZM31 189H32V188H31ZM58 189H59V188H58ZM85 189H86V188H84V191H85ZM18 190H19V189H18ZM46 190H48V188H47ZM53 190H54V189H53ZM1 191H2V190H1ZM1 191H0V194H1ZM6 191H5V192H6ZM48 191H49V190H48ZM48 191H47V193H48ZM7 192H8V191H7ZM11 192H12V191H11ZM17 192H18V191H17ZM45 192H46V191H45ZM95 192H96V190H95ZM95 192H94V193H95ZM28 193H29V192H28ZM37 193H38V192H37ZM54 193H55V192H54ZM84 193H85V192H84ZM98 193H99V192L95 193V194H94V197H93V193H92V196H90V198H95V195H97ZM6 194H7V193H6ZM6 194H5V196H7ZM10 194H11V193H10ZM32 194H33V193H32ZM34 194H35V193H34ZM42 195H43V192H42ZM88 195H89V194H88ZM98 195H100V193H99ZM98 195H97V196H98ZM5 196H4V198H5ZM39 196H40V194H39L38 196H37V194H36V195H33V197L29 196L30 198L27 200V204H26V206L22 205V206L24 207L25 211H27V210H31L32 213H33V215H34L35 210L33 211L32 209H34L35 206L38 204V202H39ZM47 196H49V195H47ZM47 196L45 195L46 198H47ZM83 196H84V195H83ZM102 196H103V195H102ZM45 197H44V198H45ZM99 197H100V196H99ZM90 198H89V199H90ZM0 199H1V198H0ZM40 199H41V198H40ZM86 199H87V198H86ZM103 199H104V198H103ZM1 200H2V199H1ZM47 200H48V199H47ZM93 200H95V199H93ZM93 200H92V201H93ZM44 201H45V200H44ZM87 201H88V200H87ZM87 201H85V202H87ZM95 201H99V198H97V200H95ZM100 201H102V198L100 199ZM0 202H2V201H0ZM7 202H8V201H7ZM46 203H47V202H46ZM83 203H84V202H83ZM96 203H98V202H96ZM11 204H12V203H11ZM89 204H90V203H89ZM5 205H6V204L4 203V206H5ZM85 205H86V204H85ZM7 206H10V205L7 204L6 207H7ZM11 206H12V205H11ZM101 206H103V203L101 204ZM15 207H16V205H15ZM40 207H41V206H40ZM45 207H46V205H45ZM92 207H94V208H92V209H95V206H94V205H92ZM4 208H5V207H4ZM7 208H8V207H7ZM21 208H22V207H21ZM38 208H39V207H38ZM83 208H85V207H83ZM90 208H91V207H90ZM2 209H3V207H2ZM2 209H1V210H2ZM14 209H17V208H14ZM85 209H86V208H85ZM92 209H91V210H92ZM103 209H104V208H103ZM40 210H41V209H40ZM87 210H88V208H87ZM2 211H4V210H2ZM7 211H9V209H8ZM99 211H100V210H99ZM103 211H104V210H103ZM12 212H14V211H12ZM36 212H37V210H36ZM84 212L87 213L85 210H84ZM95 212H96V211H95ZM95 212H94V215H95ZM105 212H106V211H104V213H105ZM21 213H22V212H21ZM26 213H27V212H26ZM41 213H42V212H41ZM85 213H84V214H85ZM89 213L93 214L92 211H90ZM99 213H100V212H99ZM14 214H15V212H14ZM0 215H1V214H0ZM81 215H82V214H81ZM96 215H97V212H96ZM96 215H95V217H96ZM1 216H2V215H1ZM14 216H16V215H14ZM14 216H13V217H14ZM25 216H26V215H25ZM35 216H37V214H36ZM83 216H84V215H83ZM91 216H92V215H91ZM91 216H90V218L93 220L94 218H93V216H92V217H91ZM100 216H101V215H100ZM8 217H10V216H8ZM5 218H7L6 215H5ZM11 218H12V216H11ZM20 218H21V217H20ZM28 218H29V217H28ZM33 218H35V217H33ZM99 218H100V217H99ZM3 219H4V218H3ZM100 219H101V218H100ZM100 219H98V221H99ZM5 220H6V219H5ZM81 220H82V218L79 219V221H81ZM86 220H87V217H86ZM92 220H90V221H91L90 224L93 223V222L96 223L95 221L92 222ZM1 221H2V220H1ZM21 221H22V220H21ZM21 221H20V223H21ZM79 221H78V222H79ZM82 221H83V220H82ZM82 221H81V222H82ZM8 222H9V221H8ZM23 222H28V220H24ZM33 222H34V221H33ZM87 222H88V221H87ZM1 223H3V221H2ZM4 223H5V222H4ZM13 223H14V222H13ZM82 223H83V222H82ZM94 223H93V224H94ZM99 223H100V221H99ZM11 224H12V223H11ZM32 224H33V223H32ZM32 224H31V225H32ZM36 224H37V223H36ZM79 224H80V223H79ZM90 224H88V225H90ZM93 224H92V225H93ZM27 225H28V224L26 223V225H24V226H27ZM77 225H78V224H77ZM77 225H76V226H77ZM88 225H87V227H88ZM92 225H91V227H92ZM13 226H14V225H13ZM94 226H95V224H94ZM0 227H1V226H0ZM3 227H4V226H3ZM41 227H42V226H41ZM41 227H40V229H41ZM78 227H79V226H78ZM84 227H85V226H84ZM95 227H96V226H95ZM1 228H2V227H1ZM21 228H22V227H21ZM30 228H31V227H30ZM37 228H39V224H38V227H37ZM7 229H8V228H7ZM79 229H80V228H79ZM33 230H34V228H33ZM33 230H32V231H33ZM41 230H42V229H41ZM80 230H81V229H80ZM19 231H20V230H19ZM72 231H73V230H72ZM72 231H71V232H72ZM3 232H4V231H1L0 233H3ZM29 232H30V231H29ZM29 232H28V233H29ZM38 232L43 233V232H41V231H38ZM20 233H21V232H20ZM33 233H34V232H33ZM73 233H74V232H73ZM73 233H72V234H73ZM4 234H5V233H4ZM24 234H25V232H24ZM37 234H38V233H37ZM74 234H75V233H74ZM81 234H82V233H81ZM11 235H12V234H11ZM13 235H14V234H13ZM18 235H19V234H18ZM31 235H32V234H30V236H31ZM34 236H35V235H34ZM45 236H46V234L44 235V237H45ZM70 236H71V235H70ZM78 236H79V237H78ZM12 237H13V236H12ZM24 237H25V235H24ZM76 237H78V240H79V238H80V234H79V233L76 234ZM3 238H4V237H3ZM25 238H26V237H25ZM36 238H37V237H36ZM74 238H75V235H74ZM83 238H84V237H83ZM93 238H95V237H93ZM7 239H8V238H7ZM42 239H43V238H42ZM9 240L12 241V238H11V239H8V241H9ZM13 240H14V239H13ZM39 240H40V238H39ZM75 240H76V238L74 239V241H73V240H72V241H73V242H77V241H75ZM11 241H10V242H11ZM18 241H19V240H18ZM25 241H26V240H25ZM42 241H44V240H42ZM72 241H71V242H72ZM86 241H87V240H86ZM44 242H45V241H44ZM71 242H70V243H71ZM73 242H72V244H74ZM81 243H83V242H81ZM9 244H10V246L12 245L11 243H9ZM40 244H42V243L40 242ZM75 244L77 245V243H75ZM6 245H7V244H6ZM31 245H32V244H31ZM38 245H39V244H38ZM46 245H47V244H46ZM46 245H44V246H46ZM68 245H69V244H68ZM76 245H75V246H76ZM79 245H80V244H79ZM15 246H16V245H15ZM15 246H14V247H15ZM34 246H36V245H34ZM75 246H72V247H75ZM80 246L82 247L83 245H80ZM68 247H70V246H68ZM84 247H85V244H84ZM84 247H83V249H85ZM0 248H1V247H0ZM5 248H6V247H5ZM34 248H35V247H34ZM16 249H17V248H16ZM32 249H33V248H32ZM36 249H37V248H36ZM70 249L73 250V248H70ZM76 249H77V246H76ZM80 249H81V248L79 247V251H80ZM0 250H2V249H0ZM4 250H5V249H4ZM8 250H9V249H8ZM38 250H39V249H37V251H38ZM74 250H75V248H74ZM15 251H17V250H15ZM28 251H29V250H28ZM68 251H69V249H68ZM68 251H67V252H68ZM79 251H78V252H79ZM81 251H82V250H81ZM3 252H4V251H3ZM19 252H20V251H19ZM33 252H34V251H33ZM76 252H77V251H76ZM82 252H83V251H82ZM84 252H85V251H84ZM9 253H10V252H9ZM30 253H31V251H30ZM38 253H39V252H38ZM69 253H71V251H69ZM72 253L74 254V251H73ZM0 254H1V253H0ZM73 254H72V255H73ZM80 254H81V253H80ZM13 255H14V254H13ZM33 255H34V253H33ZM72 255H69V256H72ZM6 256H7V255H6ZM6 256H5V257H6ZM29 256H30V255H29ZM13 257L15 258V256H13ZM23 257H24V256H23ZM32 257L34 258V256H31V261H28V262H33V261H32ZM6 258L8 259L9 256L6 257ZM27 259H28V258H27ZM33 260H34V259H33ZM35 260H36V259H35ZM9 261H11V260H9ZM28 262H27V263H28ZM10 263H11V262H10ZM6 264H8V263H6ZM11 264H12V263H11ZM18 264H19V263H18ZM21 264H22V262H21ZM28 264H30V263H28ZM34 264H35V263H34Z\"/></svg>",
	"mask_w": 264,
	"mask_h": 264
}]
</instances>
